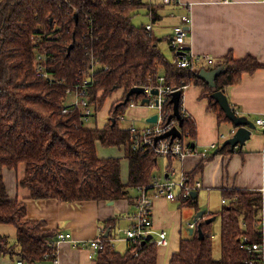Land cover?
Segmentation results:
<instances>
[{"label": "trees", "instance_id": "1", "mask_svg": "<svg viewBox=\"0 0 264 264\" xmlns=\"http://www.w3.org/2000/svg\"><path fill=\"white\" fill-rule=\"evenodd\" d=\"M141 9L148 16L150 11L154 23L159 21V8L149 6L146 0H0V225L17 228L15 241L0 236V256L27 264H49L58 250L60 234L46 229V222L26 217L25 204L9 195L5 168L18 170L25 165L24 177L18 182L30 190L33 199L131 200L132 189L154 182L159 157L151 151L134 150L130 130L120 125L119 117L131 104V100L122 104L129 90L158 86L160 77H164V86L171 88L200 85L205 89L203 96L209 98V110L218 114L221 124L229 119L211 95L236 85L244 73L264 67L253 57L228 55L212 68H202L219 70L214 82L208 83L199 77L198 69L173 66L160 47L161 40L144 25L133 23ZM39 56H44L42 64L49 78L36 73ZM89 77L87 96L94 107L91 118L97 117L110 97L122 93L102 128H89L82 111L66 103L77 85ZM141 98L132 96L134 102ZM65 107L70 108L67 114L62 112ZM164 108L172 113L170 100ZM182 115L184 138L195 139L194 122ZM98 144L124 148L129 162L127 183L121 178L122 159L101 158ZM228 149L235 151L227 145L217 152ZM188 181L193 183V175H188ZM222 194L230 203L212 215L222 221L221 258H213L211 224L199 220L204 239L198 232L192 238H182L169 264H246L247 252L240 247L243 237L251 244L262 243L255 228L261 194L237 189ZM197 204L193 197L182 201L183 206ZM115 224L116 218L109 219L106 228L113 229ZM104 239V250L94 257L97 264L159 263L155 242H140L122 254L109 237Z\"/></svg>", "mask_w": 264, "mask_h": 264}, {"label": "crops", "instance_id": "2", "mask_svg": "<svg viewBox=\"0 0 264 264\" xmlns=\"http://www.w3.org/2000/svg\"><path fill=\"white\" fill-rule=\"evenodd\" d=\"M180 2L184 7L166 8L162 4V0H146L149 6L159 8L161 15L156 23L152 19L153 35L159 22L165 19L172 20L170 27H163L166 34L161 36L168 42V49L172 55L170 60L174 59L170 39L178 19L175 16H170L169 13L171 11L177 14L187 12L188 9L184 8L188 5L192 15L189 47L194 55L210 57L214 63L228 55H232L235 59L253 57L264 65V0H228V2L225 0H180ZM145 14L147 15V11ZM148 17L151 21L150 15ZM158 40L163 39L159 38ZM161 49L163 50L162 46ZM207 65V63H200L196 69L202 71ZM209 67L212 68L211 65ZM207 72L212 73L215 70ZM204 90V87L200 85L191 84L182 91V107L196 127L195 139L187 137L188 142H185L192 148L193 153L183 159L167 157L164 170H158L159 163H157L153 172V183H165L168 180L177 182L183 176L187 177L189 186H193L196 181L201 183V188L194 190L197 191L198 204L196 207L183 206V200L180 198L171 200L164 195L154 197L153 228L156 232L161 230L167 232L169 245L166 247L171 245L168 264L172 255L178 251L180 240L192 238L198 232L197 223L199 220L205 222L206 219L214 217L213 214L219 213L230 203V200L225 199L222 194L223 191L237 189L261 194L262 207L259 210L258 219L262 218L263 225H255V228L262 235L264 246V129L255 125L250 139L245 142L243 147H237L233 152L230 149L223 153L212 150L210 146L213 143H218L219 147L225 143L226 140L221 139L222 134H225L229 139L235 135L231 136L232 130L236 129L237 132L238 128L230 120L219 123L218 114L209 110V98L203 96ZM224 93L231 106L240 112L239 116L247 117L255 124L256 119L264 118V67L252 73H244L240 81L236 85L228 87ZM121 98V92L110 97L108 100L110 108L116 100ZM144 110H147L146 114ZM148 110L150 109L145 106H130L122 120L129 116L131 126L132 124L137 125L138 118L144 117L146 120L142 126L146 127L150 123L148 118L152 115ZM98 116L99 114L97 119ZM107 117L108 119L101 124L97 121L100 125L98 127L102 128L108 123L109 114ZM106 149H115L121 154L120 156H100L101 158L115 156L122 159L121 163L128 164V174L126 172L125 178L122 177L121 166L122 181L127 183L129 162L125 158L124 148ZM203 152H207V157H203ZM20 167L24 168L23 171L21 170L19 180L24 177L25 173V165H20ZM190 174L193 175V183L188 181ZM19 180L16 184L18 193L16 197L12 198H18L25 204L28 219L46 222L48 230L70 233L75 241H91L100 234L105 237L108 232V237L114 241L113 246L116 251L123 254L130 249L131 245L129 241L125 240L124 230L131 224L129 216L137 212V187L130 191V197L133 198L131 200L123 198L116 201L65 202L60 199H33L30 190L19 185ZM201 191L205 193L208 204L201 202ZM223 200L226 202L224 203ZM218 201L221 209L216 207ZM200 211H205L203 218L197 219L196 226L191 228L190 225L196 222V215ZM112 218H116V224L113 229H107L106 221ZM212 224L213 222L210 231L214 239ZM15 234L17 236V232ZM0 236L8 235L0 234ZM166 247H158V264H165ZM58 251L59 264H97L96 259L91 258V249L75 246L69 240L59 244ZM17 261L10 256H0V264H18Z\"/></svg>", "mask_w": 264, "mask_h": 264}, {"label": "built area", "instance_id": "3", "mask_svg": "<svg viewBox=\"0 0 264 264\" xmlns=\"http://www.w3.org/2000/svg\"><path fill=\"white\" fill-rule=\"evenodd\" d=\"M131 1V0H129ZM228 2V0H225ZM162 4L166 8H175V7H184L181 5L180 0H162ZM151 5V4H150ZM181 8V7H180ZM188 9L187 12L177 14L174 11L169 13L170 16H175L178 19V23L175 25L173 29L172 38L170 39V46L172 51L174 52V59L172 61L173 66L177 68H190L195 70L197 65L200 63H207L208 65H213L214 61L210 57H201L196 56L190 50V42H191V24H192V15L190 6L186 5L184 8ZM151 21L145 25L146 30L150 33L153 30V21L152 15ZM44 56H39L38 62L36 65V73L39 77L49 78L47 71L45 70L42 62ZM93 68L90 70V76L94 75ZM90 77L86 78L83 82H80L76 87L75 99L71 102L74 105V108L81 110L84 119L89 120L94 113V107L90 105L89 99L87 96V89L89 87ZM164 77L159 78L158 86H149L145 87V95H141V98L138 102H134L131 97V107L136 105L145 106L148 109L156 110L153 114L157 115L156 122H150L146 127H137L136 124H132L129 127L131 132L132 139V148L134 150L141 151H151L157 157H174L183 159L189 154L193 153L192 148L184 142V134L182 132V128L179 127V121L177 117L174 115V109L172 113L166 112L164 109L166 103L172 98V94L176 91H183L188 85H183L181 88H171L168 86H164ZM152 90H158V95L152 94ZM148 98L149 102L142 105V99ZM182 100V98H181ZM234 109V108H233ZM70 108H63V114H67ZM236 115H240V112L234 109ZM181 116L184 114L186 117H189L185 109L182 107V111L180 110ZM152 114V115H153ZM120 120L124 118V116L119 117ZM255 125L264 129V118L260 117L255 120ZM173 128H178L182 132L181 138L166 137L161 138L162 135L171 131ZM236 132V129H233L231 132V136H233ZM157 137H160L156 140ZM222 140H227V136L225 134L221 135ZM210 148L212 150H216L219 148L218 143H213ZM203 157H207V152L202 153ZM201 188V183L196 181L193 186H189L187 183V177L183 176L180 181H171L168 180L165 183H152L147 186H138V196L136 199L137 204V212L129 216V220L131 221L130 226L124 230L125 240L130 242L132 248L134 245L144 242L148 239L150 235H152V240L147 242H155L158 247H166L169 245V238L167 232L165 230L154 231L153 228V219H152V208H153V200L154 197H158L161 195L166 196L168 199H188L192 197V192ZM154 191V192H153ZM225 203L226 200H223ZM196 223H192L190 226L194 228ZM263 225L262 218H259V221L256 222L255 225ZM243 226H246L243 224ZM105 237L100 234L96 239L91 241H75L70 233H60L57 236L56 245L59 247V244L65 241H71L75 246H82L91 249V258H94L99 252L104 250L105 247ZM112 245H114L113 240H109ZM248 238L246 236L241 240L240 247L244 251L247 252L248 258L246 260V264H264V246L262 243H249ZM58 250L55 254L54 259L49 264H59V256ZM18 264H27L23 260H18Z\"/></svg>", "mask_w": 264, "mask_h": 264}, {"label": "rangeland", "instance_id": "4", "mask_svg": "<svg viewBox=\"0 0 264 264\" xmlns=\"http://www.w3.org/2000/svg\"><path fill=\"white\" fill-rule=\"evenodd\" d=\"M138 12L139 13L137 15H135L133 18V23L135 25L140 26V25H145V24L150 22L149 17L145 14L146 10L141 9ZM171 21H172L171 19H165L164 21L159 22L157 24V27L155 29V34H154V37H156L157 39H159V38L163 39V40H161L160 47L162 46V48H163L162 51L168 60L171 59L172 55L168 49L169 47H168L167 40L161 36L166 34L163 30V27L164 26L170 27ZM74 99H75V95H69L66 103L70 104ZM109 110H110V102L108 101V102H106L103 109L99 112L98 119L96 117H92L86 122V125L89 128H95L96 125L100 126L98 123L101 124L108 119L107 116L109 114ZM144 111L146 114L147 110H144ZM155 111L156 110H154V109L148 110L149 114H153ZM145 120H146V118H144V117L138 118L137 127H144L142 125H144L143 123L145 122ZM97 121H98V123H97ZM130 124H131V121H130L129 116H126L125 120H121V122H120V125L123 128H129ZM184 142H186V143L188 142L186 138H184ZM97 149H98V155L99 156H108V155L120 156V154H121L118 150L106 149V148L102 147L100 144H98ZM121 151H123V150H121ZM112 157H115V156H112ZM166 161H167V157H159L158 158L159 166L157 169L158 170L161 169L163 171L164 167L167 163ZM121 166H122V177H124L126 175V172L128 174V164L126 165V163L123 162V163H121ZM23 168L24 167H22V168L20 167L18 170H13V169H8V168L4 169L3 175H4L5 183L7 186V190H8L9 195L11 197H16V195L18 193V188H17L18 186L16 187V184H17V180H19V178L21 176V170L23 171ZM77 170H79V169H77ZM200 199H201L202 203L208 204L207 203L208 199H207L205 193H203L202 191L200 193ZM216 207L221 209L219 201L216 203ZM221 222H222L221 217L218 216L212 224V230H213V235H214L213 258L215 260H218L219 258H221ZM12 231H14V233H12ZM15 232H17V228L12 226V225H6V226L0 225V234L8 235L11 241H15V239H16ZM170 247H171V245L168 248L166 247L167 253L165 256V264H168V258L170 255V251H169ZM166 248H163V249H166ZM174 250H176V249H174Z\"/></svg>", "mask_w": 264, "mask_h": 264}, {"label": "water", "instance_id": "5", "mask_svg": "<svg viewBox=\"0 0 264 264\" xmlns=\"http://www.w3.org/2000/svg\"><path fill=\"white\" fill-rule=\"evenodd\" d=\"M75 17L77 19V15H75ZM73 47H74V44L71 45V47L69 48V51ZM218 73H219V70L212 72V73L207 72L205 70H202V71H200L199 77L201 79L206 80L208 83H213L214 79ZM151 93L154 95H158V90H152ZM141 95H145V87L135 86L129 90V92L127 93L125 100L123 101L122 104H124V105L127 104L131 100L132 96H141ZM181 97H182V91H176L172 94V98H171V103L173 104V109H174V115L177 117V119L179 121V127L180 128H182L183 123H184L183 117L181 116V113H180ZM211 98L214 99L216 101V103H218L220 105L221 109L225 112L227 118L234 124V126H236L238 128L235 135L233 137L227 139L225 141V143L222 145V147H225L227 145H229L232 149H235L237 147H243L245 142L250 139L252 129L255 128V124L252 123L251 121H249L247 119V117L238 116L235 114L233 107L229 103V100L223 91H217V92L213 93L211 95ZM148 102H149V99L144 98L142 100V105H145V103H148ZM115 121L116 120L114 118H112L113 124H115ZM148 121L149 122H156L157 121V115L156 114L151 115L148 118ZM169 136H171L172 140H173L176 137L181 138L183 135H182V132L178 128H173L171 131L162 135L161 138H166ZM159 138L160 137H157L156 140H158ZM196 196H197V191H193L192 197L196 198ZM204 214H205V211H200L196 215V221L199 218L200 219L203 218ZM215 219H216L215 216L211 217L209 219H206L205 223L211 224L212 222L215 221ZM198 233H199L200 239H204V234L202 232L201 227H199ZM105 237H108V232L106 233ZM152 238H153L152 235H150L146 241L142 242V244H145L147 241H151Z\"/></svg>", "mask_w": 264, "mask_h": 264}]
</instances>
